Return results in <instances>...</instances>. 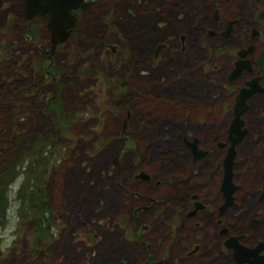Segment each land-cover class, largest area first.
<instances>
[{"label":"rangeland","instance_id":"rangeland-1","mask_svg":"<svg viewBox=\"0 0 264 264\" xmlns=\"http://www.w3.org/2000/svg\"><path fill=\"white\" fill-rule=\"evenodd\" d=\"M92 1L49 52L40 35L24 31L21 0H0V232L16 236L0 249V264H137L125 223L130 208L146 202L127 196L122 207L123 188L168 195L170 167L187 156L181 137L194 132L183 127L185 102L196 99L200 72L192 48L180 51L169 34L170 5ZM156 42L167 44L154 57ZM207 125L213 130L201 127L200 135L216 137V124ZM140 170L161 185L133 179ZM10 197L20 202L18 225ZM162 202L154 200V217L144 214L150 233L171 214L167 203L160 212Z\"/></svg>","mask_w":264,"mask_h":264},{"label":"flooded vegetation","instance_id":"flooded-vegetation-1","mask_svg":"<svg viewBox=\"0 0 264 264\" xmlns=\"http://www.w3.org/2000/svg\"><path fill=\"white\" fill-rule=\"evenodd\" d=\"M162 1L170 5L167 25L176 47L183 51L188 46L195 52L192 60L199 67L200 91L195 100L185 102L183 127L187 125L194 134L181 137L187 156L170 167L174 178L165 182L171 192L162 197L139 192L126 195L123 188L122 207L129 201L127 196L146 202L130 208L127 223L131 228L125 223L129 228L125 236L139 246L133 252L135 262L264 264V0ZM247 4L250 8L245 11ZM79 11L84 10H71L76 23ZM21 21L23 28L42 37L39 44L49 45L46 16L25 18L22 12ZM159 21L157 27L165 25L164 20ZM161 44L163 48L167 43ZM203 58L209 59L201 67ZM56 97L55 93L50 99ZM217 116L220 123L215 121ZM254 117L259 125L251 121ZM213 123L218 134L209 139L205 132L213 128L207 124ZM201 127L205 128L202 135ZM238 149L243 155L237 154ZM131 176L156 187L162 181L142 170ZM154 200L163 201L160 212H167V203L171 214L162 225L153 224L150 233L144 214L151 211L154 217ZM112 223L108 221L109 226ZM166 233L173 237H165ZM123 259L128 263L122 253Z\"/></svg>","mask_w":264,"mask_h":264},{"label":"water","instance_id":"water-1","mask_svg":"<svg viewBox=\"0 0 264 264\" xmlns=\"http://www.w3.org/2000/svg\"><path fill=\"white\" fill-rule=\"evenodd\" d=\"M91 4L90 1L84 0H22V12L25 18L46 16L49 52H52L56 44L67 39L71 28L76 23L77 17L71 13V10L77 8L86 10ZM161 47V43L156 45L153 56L157 55Z\"/></svg>","mask_w":264,"mask_h":264},{"label":"clouds","instance_id":"clouds-1","mask_svg":"<svg viewBox=\"0 0 264 264\" xmlns=\"http://www.w3.org/2000/svg\"><path fill=\"white\" fill-rule=\"evenodd\" d=\"M20 185L17 183L16 180L12 182V184L9 185L10 189H13V191L17 194L19 192ZM10 207H15L17 214L15 217V224L18 225L20 222V216H19V208H20V202L18 198L16 200H12L10 197ZM16 236L14 234V229L12 230H5L0 232V249H8L13 246V242L15 241Z\"/></svg>","mask_w":264,"mask_h":264},{"label":"bare ground","instance_id":"bare-ground-1","mask_svg":"<svg viewBox=\"0 0 264 264\" xmlns=\"http://www.w3.org/2000/svg\"><path fill=\"white\" fill-rule=\"evenodd\" d=\"M7 7V6H6ZM24 29L26 30V28L24 27ZM19 30V29H18ZM15 244V243H14Z\"/></svg>","mask_w":264,"mask_h":264},{"label":"trees","instance_id":"trees-1","mask_svg":"<svg viewBox=\"0 0 264 264\" xmlns=\"http://www.w3.org/2000/svg\"><path fill=\"white\" fill-rule=\"evenodd\" d=\"M0 183H1V180H0Z\"/></svg>","mask_w":264,"mask_h":264}]
</instances>
